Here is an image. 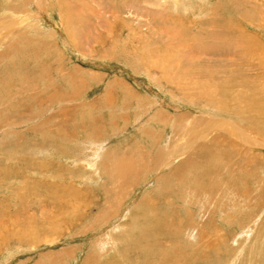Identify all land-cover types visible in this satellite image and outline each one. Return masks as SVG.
<instances>
[{"label": "rangeland", "instance_id": "rangeland-1", "mask_svg": "<svg viewBox=\"0 0 264 264\" xmlns=\"http://www.w3.org/2000/svg\"><path fill=\"white\" fill-rule=\"evenodd\" d=\"M253 11L261 23L240 16ZM263 12L264 0H0V264H264V112L256 125L236 112L243 94L264 98ZM116 158L130 160L122 186Z\"/></svg>", "mask_w": 264, "mask_h": 264}, {"label": "bare ground", "instance_id": "bare-ground-1", "mask_svg": "<svg viewBox=\"0 0 264 264\" xmlns=\"http://www.w3.org/2000/svg\"><path fill=\"white\" fill-rule=\"evenodd\" d=\"M254 3H255V1H253ZM257 11V10H256ZM256 11H253V13H255ZM264 13V12H263ZM240 16H241V18L242 19H245V21L246 22H250V18L252 17V19L255 21V20H257L256 18V13H255V15H247L245 12H240ZM258 16V15H257ZM261 16V15H260ZM261 17H263V16H261ZM264 19V18H263ZM257 22H259V23H261L260 21H258L257 20ZM223 25V24H222ZM221 26V25H220ZM224 27V26H223ZM219 28V27H218ZM224 29H225V27H224ZM227 29H228V27H227ZM230 30V29H229ZM231 30H233L232 28H231ZM219 31V30H218ZM222 31V30H221ZM232 32V31H231ZM231 32H230V36L232 35L231 34ZM245 35L246 36H248L249 34H248V32L246 33L245 32ZM226 36H227V32H226ZM229 36V35H228ZM220 37V36H219ZM223 37V34H222V36L220 37V38H222ZM242 37V36H241ZM226 38V37H225ZM237 42V41H236ZM246 43V42H245ZM253 43H256V41H254V42H249V44H248V42H247V48L250 50V48L252 47L253 49L257 46V47H259L257 44H256V46H255V44H253ZM251 44H253V45H251ZM218 46V45H217ZM247 48L246 49H244L243 50V53H245V51L247 50ZM252 48H251V50H252ZM261 51V50H260ZM257 52H259L258 50H257ZM249 53V52H248ZM244 55V54H243ZM253 55V54H252ZM242 56V55H241ZM245 59V58H244ZM248 59V58H247ZM246 59V60H247ZM248 60H250V58L248 59ZM187 68V67H186ZM246 80V78H241V84H240V86L242 87V89H240V87H239V91H243V88H244V81ZM213 82V81H212ZM245 88H246V85H245ZM204 90H206V89H204ZM243 92H246L245 90L243 91ZM208 93V92H207ZM257 97V96H256ZM255 97V99L253 98V96H252V98H253V100H251L250 99V94H249V97H248V94H243L242 95V97H241V99L240 100H238V102H237V106L238 107H240V108H238V110H236V112L237 113H244V112H246V115L249 117H251V122H252V124L253 125H256V124H254L255 122L257 123V124H259L258 122H260L261 120H256L258 117H256L255 116V114H257V115H260V114H262L263 112H264V107H262L261 106V104H263V106H264V98H262V99H257ZM110 98V97H109ZM207 100L205 101V104H207V105H210V106H214V107H220L221 105H223V104H225V102L223 101V100H217L216 102H213V99H211V95H207ZM111 99V98H110ZM54 100V99H53ZM107 100H109V99H107ZM256 104H259V105H256ZM204 105V104H203ZM178 116V115H177ZM210 116V115H209ZM176 117V116H175ZM167 118H168V120L170 121V122H172L171 120H173V122H174V119H171L169 116H167ZM179 118V117H178ZM208 118V117H207ZM213 118H214V120H213ZM252 118H254V121H253V119ZM256 118V119H255ZM216 118L215 117H211V119L209 120L210 121V123H211V125H217L218 127H220V129H231V127H229V128H226V127H228V125H229V123H228V125H225L224 124V121L223 122H221V121H219V119L218 120H215ZM178 120V119H177ZM207 121V120H206ZM205 121V122H206ZM208 121V122H209ZM217 121H219V122H217ZM207 122V123H208ZM217 122V123H216ZM206 123V124H207ZM252 124H250L251 126H253ZM208 126V125H207ZM216 126V127H217ZM225 126V127H224ZM247 127V126H246ZM254 127V126H253ZM249 129H250V127H248ZM256 128V127H255ZM216 129V128H215ZM252 129V128H251ZM251 129L249 130V131H251ZM239 130V129H238ZM257 130V129H256ZM230 131V130H229ZM240 132L238 133L239 135H238V137L240 136L242 139H245L244 137L247 135L248 136V133L246 134H243L244 132L243 131H241V130H239ZM195 132H197V130H193L192 131V133H193V135L194 134H196V135H198V136H192V137H194V139H195V137H198V138H201V137H205L206 136V133H203V134H199V133H195ZM199 132V131H198ZM206 132V131H205ZM233 132V131H232ZM231 133V132H230ZM184 135V134H183ZM189 136H190V134H189ZM194 139H193V141L192 142H194ZM104 141V140H103ZM103 141H101V143L103 142ZM203 141V140H202ZM246 141V140H245ZM101 143H95V145H94V147H95V152H97V150L98 149H102L104 146H101L102 144ZM191 143V142H190ZM198 143V142H197ZM187 143H185V144H182L181 146H179L180 144H176V149H173L172 151L173 152H176L177 154L178 153H185L186 151H187V149H189V146L190 145H186ZM205 145H206V148H208V144H206L205 143ZM193 146H194V144H193ZM171 148V147H170ZM203 148V147H202ZM169 149V148H168ZM164 150V149H163ZM162 150V151H163ZM196 151H198V152H200V151H202L201 150V148H198V149H195ZM99 151V150H98ZM159 152H160V150H158ZM158 151H157V153H158ZM172 151H168L167 153H173ZM194 151V150H193ZM210 151V150H209ZM149 152V151H148ZM147 151H146V153L145 154H151V153H148ZM207 152V151H206ZM102 153V152H101ZM100 153V154H101ZM115 153V152H114ZM117 153V152H116ZM113 154V153H112ZM159 154V153H158ZM163 154V153H162ZM191 154H193V153H191ZM199 154H201V153H199ZM120 155V154H119ZM122 155H125V153L123 152V154ZM121 155V156H122ZM132 155V154H131ZM183 155V154H182ZM194 155V154H193ZM192 155V156H193ZM94 156V155H93ZM115 156H116V154L114 155V158H115ZM150 156V155H149ZM152 156V155H151ZM162 156V155H161ZM180 156V155H179ZM197 156V155H196ZM200 156H202V155H200ZM111 157L113 158V155H111ZM124 157H126V156H124ZM132 157H134L133 155H132ZM113 158V159H114ZM164 158H165V155H164ZM117 159V160H116ZM113 162V164H114V166L112 167L113 168V172L111 173V175H113L114 174V180L117 178V180H119V183H121V185L120 186H122V184H124L125 182H122V180H123V178L125 177L126 178V176H128L127 174L129 173V172H131V169H128V165H129V162H130V160H128V159H126V160H123V161H121V159H119L118 160V158H116ZM151 159V158H150ZM155 158H152L151 160H152V164H153V166H155V165H158V164H160V162L158 163V164H155V160H154ZM158 159V158H157ZM160 160V159H159ZM164 160V159H163ZM185 160V159H184ZM22 161V160H21ZM166 160H164L163 162H162V164L161 165H158L159 166V169H162V168H164V167H168L169 165H170V162H172V161H167V162H165ZM23 162H25V160L23 161ZM109 162H111V161H109ZM115 162H116V164L118 165V167H117V165L115 166ZM22 163V162H21ZM164 163H166V164H164ZM27 164V163H26ZM185 164H187V163H185ZM25 165V164H24ZM28 165V164H27ZM90 165V164H89ZM91 165H92V163H91ZM172 165V164H171ZM177 166V165H176ZM7 167V166H6ZM5 167V168H6ZM27 167V166H26ZM157 167V166H156ZM172 168H173V166H172ZM177 168V167H176ZM181 168V167H180ZM179 168V169H180ZM0 169H2V167L0 168ZM8 169V171L10 170L9 168H7ZM152 169V168H151ZM154 169V168H153ZM152 169V170H153ZM170 169V168H169ZM156 169H154V171H155ZM0 171H2V172H4L3 171V169L2 170H0ZM6 171V170H5ZM107 171V170H106ZM148 171V170H147ZM153 171V172H154ZM176 172V171H175ZM180 172V171H179ZM192 173V172H191ZM171 174V173H170ZM169 174V175H170ZM116 175V176H115ZM165 177V176H164ZM167 177V176H166ZM161 179H162V177H161ZM180 181H181V179H179ZM203 181V180H202ZM115 182H117V181H115ZM135 183V182H134ZM190 183V182H189ZM202 183V182H201ZM108 184V183H107ZM131 185V184H130ZM191 185V184H190ZM195 185V184H194ZM123 186H125V185H123ZM113 187H115V186H113ZM127 187V186H126ZM190 187V186H189ZM193 187V186H192ZM112 189V188H111ZM110 189V190H111ZM108 190V189H107ZM114 190V192H115V189H113ZM107 192V191H106ZM209 192V191H208ZM110 193V192H109ZM202 193H204V192H202ZM205 194V193H204ZM203 194V195H204ZM112 195V194H111ZM201 195V194H200ZM116 196H117V198H118V196H119V198L118 199H120V194H116ZM147 200V199H146ZM149 200H151V199H149ZM116 201H117V199H116ZM142 201H145V200H141V202ZM116 204H115V206H112V207H110L111 209L109 210L110 211V213H111V210L112 211H115V212H117L119 209H118V206L120 205L119 203H120V201L117 203V202H115ZM152 203V202H151ZM105 205V204H104ZM153 205H151V207H149V211L152 209L153 210V207H152ZM107 207V206H106ZM201 207V206H200ZM108 208V207H107ZM106 210H108V209H106ZM141 211V210H140ZM154 216H156L155 215V213H154V211H150ZM143 213V212H142ZM122 214V213H121ZM120 214V215H121ZM170 214H171V212H170ZM115 215V214H114ZM171 216H172V214H171ZM112 217V216H111ZM173 218V217H172ZM171 218V219H172ZM114 219V218H113ZM175 219V218H174ZM173 219V220H174ZM103 220V219H102ZM172 221V220H171ZM167 222V221H166ZM173 222V221H172ZM176 222H178V221H176ZM180 222V221H179ZM181 223V222H180ZM178 224V223H177ZM176 224V225H177ZM175 225V224H174ZM98 228H101V227H106V226H108V223L107 222H104L102 225H99L98 223H97V225H96ZM178 226H180V225H178ZM181 227V226H180ZM193 227H194V225H193ZM107 228V227H106ZM189 229H191V228H189ZM198 229V228H197ZM100 230V229H99ZM44 231V230H43ZM39 232V231H38ZM105 232V238H99V240L97 241V243L100 245V247L101 246H103V245H105V243H107L108 241H109V239L111 238V235L109 234V232H108V230L106 229V231H104ZM104 232H102V234L104 233ZM180 232V231H179ZM208 232V231H207ZM33 233H35V232H33ZM145 233L146 234H150V231L148 230V229H146V230H144V233H142L141 232V236L142 237H144V235H145ZM148 234V235H149ZM207 234V233H206ZM37 234H34V237L36 236ZM55 235V234H54ZM152 235V234H151ZM200 236H202V233L200 234ZM199 236V237H200ZM205 236H208V235H205ZM133 237V236H132ZM196 237V236H195ZM119 239V238H118ZM137 239H138V237H137ZM200 240H202V238L200 237ZM54 242V239H49V242ZM153 241V240H152ZM147 242V241H146ZM156 242V241H155ZM139 243V242H138ZM146 244H149V243H146ZM140 245V244H139ZM202 246V245H201ZM104 247V246H103ZM199 248H200V246H199ZM100 249V248H99ZM131 250V249H130ZM134 250V249H133ZM140 250V249H139ZM118 251V250H117ZM132 251V250H131ZM137 251V250H136ZM196 251V250H195ZM187 252V251H186ZM92 253V252H91ZM88 254V253H87ZM94 254V253H93ZM93 254H88V257L86 258V260H84V262H83V264H98L99 262H97V260L94 262V261H91V259H89V258H92V255ZM181 254V253H180ZM207 254V253H206ZM120 255V254H119ZM197 255H198V253H197ZM127 256V255H126ZM180 256H182V255H180ZM200 256V255H199ZM121 257V256H120ZM184 257V256H183ZM193 257V256H192ZM206 257V256H205ZM125 258V257H124ZM187 259V258H186ZM189 259V258H188ZM195 259V258H194ZM208 259V258H207ZM212 259V258H211ZM214 259V258H213ZM206 261V260H205ZM208 261V260H207ZM213 261V260H212ZM186 263V262H185ZM201 263V262H200ZM205 263V262H204ZM101 264V263H100ZM107 264H111L110 263V260L108 261V263ZM202 264V263H201ZM209 264V263H208Z\"/></svg>", "mask_w": 264, "mask_h": 264}]
</instances>
